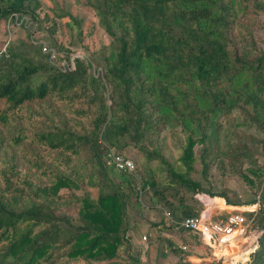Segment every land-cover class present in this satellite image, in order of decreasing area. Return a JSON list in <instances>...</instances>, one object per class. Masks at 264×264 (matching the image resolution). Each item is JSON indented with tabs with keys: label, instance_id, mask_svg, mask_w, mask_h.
I'll use <instances>...</instances> for the list:
<instances>
[{
	"label": "trees",
	"instance_id": "1",
	"mask_svg": "<svg viewBox=\"0 0 264 264\" xmlns=\"http://www.w3.org/2000/svg\"><path fill=\"white\" fill-rule=\"evenodd\" d=\"M238 3L240 14L233 0H87L111 40L66 71L29 36L11 41L0 57V126L11 147L30 149L24 164L0 155V264H122L119 251L132 249L130 229L148 223L173 230L199 217L188 202L195 196L204 207L199 193L236 205L175 164L161 179L148 163L166 162L150 149L166 128L186 135L181 161L187 172L198 144L204 159L215 155L203 162V174L215 162L239 173L246 160L264 156V41L255 35L264 30V0ZM53 11L51 17L40 0H0V24L14 13L29 16L69 60L70 47L59 40L69 35L82 42V21L59 5ZM63 18L70 21L61 25ZM49 100L70 119L48 113ZM235 115L233 134L221 143L223 121ZM128 147L146 159L140 185L134 173L116 179L108 171L109 150ZM78 157L87 159L81 174L72 166ZM250 171L264 175V168ZM144 194L153 206L143 205ZM67 199L74 213L61 208ZM257 203L250 215L256 214L261 236L246 264H264V192L248 202ZM156 204L165 216L144 218L143 210ZM128 257L141 264L138 252Z\"/></svg>",
	"mask_w": 264,
	"mask_h": 264
},
{
	"label": "rangeland",
	"instance_id": "2",
	"mask_svg": "<svg viewBox=\"0 0 264 264\" xmlns=\"http://www.w3.org/2000/svg\"><path fill=\"white\" fill-rule=\"evenodd\" d=\"M43 7L48 11L51 17H53L56 13L53 11L56 9V5L65 11L71 13L76 18L82 21L81 28L83 30V35L85 36L83 41L80 42L77 38L71 39L69 35H61L59 42L63 43L65 46H69L71 52L77 51V53H81L83 56H88L100 49L102 45H107L110 42V37L107 33L99 26L98 19L95 14L93 8L86 5L87 0H40ZM235 9L238 14H240L239 8V0H233ZM58 12V10H57ZM261 23L264 26V14L261 15ZM69 18L58 19V23L66 24L69 22ZM36 24V37L43 38L47 44V38H49L47 32L40 27L38 22L35 21ZM8 24H0V46L6 40L10 39V35L7 30ZM4 31V32H3ZM31 29L21 27L16 30L11 31V40H16L19 38H23L25 36H29L31 34ZM256 37L260 38L264 41V30H259L256 32ZM73 43V44H70ZM60 56V59H57V65L62 66V64L68 63V59L65 54H57ZM47 111L56 112L62 117L66 119H70L69 114L67 113L64 106H57L54 102L49 100L47 104ZM47 113V114H48ZM233 120L237 122L238 117L235 115L229 120H224L222 125V135H221V143H225V139L227 135L232 136L234 128L232 125ZM0 155L4 158H9L18 162L20 164H24V156L23 154L30 149V146L24 144L21 148L15 149L10 146L8 140L5 137V131L2 130L0 126ZM186 145V135L181 131V128H166L162 131L161 135L157 140L154 141V145L150 146V149L157 148L160 150L162 155L164 156L166 162L160 163L157 160L148 163V167L151 168L157 177L164 179L168 176V166L169 164H175L179 170L188 175L189 178L199 181L203 184L204 187L210 188L212 192L225 193L228 197L231 204L230 205L224 200L221 199V203L217 201L214 202L213 199L215 197H211L204 193H199L203 195L206 206H201L199 202L196 200L195 196L188 200L191 207H193L198 212H203L208 209L211 217L214 219H220L225 217L227 214L231 212H239L242 213L244 217H246L247 221H251L252 228H250V232L247 233L243 241H240L238 247L233 244H228L231 246L228 249L227 245L222 246V253L228 256H233L232 260L229 261H221L219 264H246L249 257L245 255L242 259H239L238 252L239 248L242 249L246 242L249 239V233L253 234V230L257 228L256 226V214L250 215L251 212H256L260 208V204H248L250 200H260L262 194L264 192V175H260V178L257 175H254L250 169L253 167L264 168V156L261 154H256L252 161L246 160L244 167L240 170L239 173L231 172L228 163L225 165V169L221 168L216 162L210 165L206 174H203V162L214 161L213 158H203V147L202 145H197L195 147V155H194V163L193 169L190 172H187L186 168L183 166L181 161V156L183 154V148ZM115 152L123 154L128 157L135 163V171L134 176L137 178L140 185V178L146 173L143 169V165L146 164V159L143 157V154L135 147H128L124 150H116L112 149ZM205 160V161H204ZM256 161V162H253ZM255 163V164H254ZM86 165V166H85ZM108 165V164H107ZM75 169H78V173H83L82 170H86L87 159L86 157H78L74 164L72 165ZM108 171L112 176L116 179H122V174H129L128 172H124L116 169L112 165H108ZM139 171V172H138ZM261 172V171H260ZM259 172V173H260ZM125 177V178H126ZM249 180H252L253 183H250ZM91 193L93 196H96L97 189L91 188ZM62 192L69 193L70 190H62ZM168 199L178 204V199L169 195ZM143 205L145 206H153L155 201L151 199L150 195H143ZM61 202V208L66 210L69 208L70 213H74L75 206L72 203ZM256 206V207H255ZM155 209H145L143 210L144 218L154 221L157 219H161L165 216V210L163 207L156 204ZM21 230L26 229L27 224L21 223L19 225ZM139 227V229H138ZM137 227L138 230L134 231L130 229L129 231L133 232L136 238H134L131 242L126 241L134 247L131 250H127L126 247H123L119 251V260L122 261V264H131V261L128 257L129 254H135L138 250H142V264H216L217 258L211 253L210 246L207 242L198 234H194L188 231H179L176 232L174 230H161V226H150L148 223L146 225L142 224ZM141 230V231H140ZM139 231V232H138ZM147 231V233H146ZM132 233V234H133ZM138 234V235H137ZM134 236V237H135ZM147 236V240L144 241L143 237ZM137 239V240H136ZM166 240H171L174 243V247L180 246L181 252L173 251V247H170ZM178 242V245H177ZM185 247L186 250H183L182 247ZM225 246H227L225 248ZM179 248V247H177ZM144 255V256H143ZM237 262V263H234ZM79 264V263H75ZM218 264V263H217Z\"/></svg>",
	"mask_w": 264,
	"mask_h": 264
},
{
	"label": "built area",
	"instance_id": "3",
	"mask_svg": "<svg viewBox=\"0 0 264 264\" xmlns=\"http://www.w3.org/2000/svg\"><path fill=\"white\" fill-rule=\"evenodd\" d=\"M8 24L6 32L9 33L10 39L6 40L0 46V57L6 53L7 47L11 43V31L19 29L21 27L31 29L30 38L37 44L41 46V50L45 54H49L51 62L57 63V52L55 49L51 48L47 42L40 37H36L37 29L35 21H33L29 16L22 13H14L10 15L6 21ZM87 57L81 55V53L71 52L68 63L62 64V66L57 65L63 71L71 70L75 66V60L82 59L85 60ZM107 164L114 166L116 169L133 173L135 171V163L128 157L115 152L114 150H109L107 156ZM199 200L206 206L203 195H197ZM256 207V206H255ZM252 228L251 221H247L246 217L239 212H231L225 217L220 219H214L211 217L208 209L203 211L199 217H188L180 222H177L174 226V231L179 232L182 230L192 232L201 236L207 244L210 246L211 253L217 258L216 264L221 261L232 260L233 256H228L222 253V246L233 244L238 247L240 241H243L247 233L250 232ZM261 234L257 231V228L253 230V234L249 233V239L246 244L239 248L242 255L239 259H242L245 255H249L257 247L258 239ZM131 234H126V239H131ZM143 240H147V236L143 237ZM183 250L186 248L183 246ZM237 263V262H234Z\"/></svg>",
	"mask_w": 264,
	"mask_h": 264
},
{
	"label": "crops",
	"instance_id": "4",
	"mask_svg": "<svg viewBox=\"0 0 264 264\" xmlns=\"http://www.w3.org/2000/svg\"><path fill=\"white\" fill-rule=\"evenodd\" d=\"M4 24V23H3ZM4 32V31H3ZM144 225H146V224H144ZM138 229H139V227H138ZM137 228L136 229H133L134 231H136V230H138ZM141 231V230H140ZM139 232V231H138ZM133 232L131 231H128V234H131L132 235V240L134 239V238H136L137 236H135L134 235V233L132 234ZM146 233H147V231H146ZM138 235V234H137ZM135 236V237H134ZM131 239H127V241L128 242H131L132 240ZM137 240V239H136ZM177 245H178V242H177ZM179 246V245H178ZM227 246H229V245H227ZM227 246H225V248L227 247ZM131 247L134 249V247L131 245ZM180 247V246H179ZM138 253H139V256H140V259H141V264H142V253H144L142 250H138ZM144 256V255H143Z\"/></svg>",
	"mask_w": 264,
	"mask_h": 264
}]
</instances>
